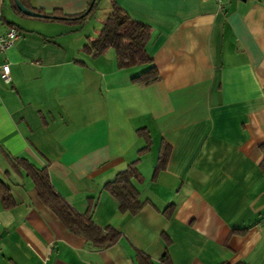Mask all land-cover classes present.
I'll list each match as a JSON object with an SVG mask.
<instances>
[{
  "label": "crops",
  "instance_id": "obj_1",
  "mask_svg": "<svg viewBox=\"0 0 264 264\" xmlns=\"http://www.w3.org/2000/svg\"><path fill=\"white\" fill-rule=\"evenodd\" d=\"M21 1L44 16L0 0V33H18L0 52V264H264V0H96L82 23L48 14L90 0ZM111 1L151 28L154 82L132 83L147 65L118 68L111 48L80 51ZM16 159L116 242L70 233ZM133 161L141 206L120 212L103 185Z\"/></svg>",
  "mask_w": 264,
  "mask_h": 264
},
{
  "label": "trees",
  "instance_id": "obj_2",
  "mask_svg": "<svg viewBox=\"0 0 264 264\" xmlns=\"http://www.w3.org/2000/svg\"><path fill=\"white\" fill-rule=\"evenodd\" d=\"M19 1L28 8L21 0ZM9 2L11 7L18 12L13 0H9ZM95 6L96 0L92 2L89 11L84 16H80L81 13L67 16L60 14L58 11H54L48 15H56L65 20L82 23L92 14ZM150 34L151 28L148 25L130 18L120 6L111 1L110 11L102 20L100 29L94 37H86L80 51L95 57L105 49L111 48L114 52L115 64L118 68L141 64L147 65L146 69L130 79L132 83L146 85L158 79L156 70L152 65L151 56L145 50V44ZM137 133L144 140V146L137 150V154L139 155L147 150L149 137L144 128L138 129ZM164 147V145L160 146L154 172L163 166L166 158V149ZM135 161L129 163L125 169L118 171L112 180L103 185L104 190L118 202L120 212L135 213L141 206V202L138 201V192L131 183V179L139 178L135 169ZM17 164L24 168L38 198L52 211L70 233L82 237L97 248H106L116 242L119 235L115 230L111 228L100 229L91 221L88 209L83 213L77 212L53 191L47 171L44 168H34L22 159H16L14 162H11V167L17 170ZM0 200L4 207L11 205L9 194L2 185H0ZM137 260L140 264H150L146 258L139 254L137 255ZM163 261L165 264L168 263L166 258Z\"/></svg>",
  "mask_w": 264,
  "mask_h": 264
},
{
  "label": "built area",
  "instance_id": "obj_3",
  "mask_svg": "<svg viewBox=\"0 0 264 264\" xmlns=\"http://www.w3.org/2000/svg\"><path fill=\"white\" fill-rule=\"evenodd\" d=\"M214 1L220 2V0H214ZM0 15H1V2H0ZM17 37H18V33L13 28H8L3 33H0V52H3L7 48H9L17 39ZM0 79L5 84L10 82L7 63H3L0 66Z\"/></svg>",
  "mask_w": 264,
  "mask_h": 264
},
{
  "label": "water",
  "instance_id": "obj_4",
  "mask_svg": "<svg viewBox=\"0 0 264 264\" xmlns=\"http://www.w3.org/2000/svg\"><path fill=\"white\" fill-rule=\"evenodd\" d=\"M94 0H90V3L89 5L86 7V9L81 13L80 16H84L90 9L91 7V4ZM14 2V5L15 7L21 12L23 13L24 15H27V16H34V17H41V16H44V15H41L39 13H36V12H33L32 10L26 8L19 0H13Z\"/></svg>",
  "mask_w": 264,
  "mask_h": 264
}]
</instances>
